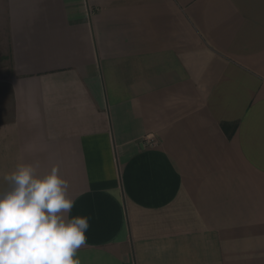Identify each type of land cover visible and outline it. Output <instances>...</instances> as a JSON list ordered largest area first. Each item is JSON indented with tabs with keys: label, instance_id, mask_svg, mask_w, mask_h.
Masks as SVG:
<instances>
[{
	"label": "crops",
	"instance_id": "crops-1",
	"mask_svg": "<svg viewBox=\"0 0 264 264\" xmlns=\"http://www.w3.org/2000/svg\"><path fill=\"white\" fill-rule=\"evenodd\" d=\"M0 71V188L57 166L81 264H264V0H0Z\"/></svg>",
	"mask_w": 264,
	"mask_h": 264
},
{
	"label": "clouds",
	"instance_id": "clouds-1",
	"mask_svg": "<svg viewBox=\"0 0 264 264\" xmlns=\"http://www.w3.org/2000/svg\"><path fill=\"white\" fill-rule=\"evenodd\" d=\"M0 188V264H81L89 217L70 216V182L53 166L20 163Z\"/></svg>",
	"mask_w": 264,
	"mask_h": 264
},
{
	"label": "built area",
	"instance_id": "built-area-1",
	"mask_svg": "<svg viewBox=\"0 0 264 264\" xmlns=\"http://www.w3.org/2000/svg\"><path fill=\"white\" fill-rule=\"evenodd\" d=\"M148 141H149V145L150 146H156V145H158V141L156 139H150V138H148Z\"/></svg>",
	"mask_w": 264,
	"mask_h": 264
},
{
	"label": "rangeland",
	"instance_id": "rangeland-1",
	"mask_svg": "<svg viewBox=\"0 0 264 264\" xmlns=\"http://www.w3.org/2000/svg\"><path fill=\"white\" fill-rule=\"evenodd\" d=\"M1 64H5V63H1ZM8 74V72L7 71H0V83H1V78L3 77V76H6Z\"/></svg>",
	"mask_w": 264,
	"mask_h": 264
}]
</instances>
